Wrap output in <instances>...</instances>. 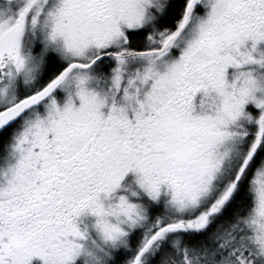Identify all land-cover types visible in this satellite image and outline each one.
<instances>
[{
	"label": "snow or ice",
	"instance_id": "6c2138e0",
	"mask_svg": "<svg viewBox=\"0 0 264 264\" xmlns=\"http://www.w3.org/2000/svg\"><path fill=\"white\" fill-rule=\"evenodd\" d=\"M0 264H264V0H0Z\"/></svg>",
	"mask_w": 264,
	"mask_h": 264
}]
</instances>
